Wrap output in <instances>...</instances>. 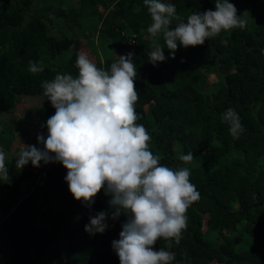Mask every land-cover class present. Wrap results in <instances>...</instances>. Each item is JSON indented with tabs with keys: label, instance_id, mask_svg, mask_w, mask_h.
Returning a JSON list of instances; mask_svg holds the SVG:
<instances>
[{
	"label": "trees",
	"instance_id": "trees-1",
	"mask_svg": "<svg viewBox=\"0 0 264 264\" xmlns=\"http://www.w3.org/2000/svg\"><path fill=\"white\" fill-rule=\"evenodd\" d=\"M166 2L184 22L192 13L215 10L214 0ZM229 2L247 18L243 30L221 32L196 47L178 43L175 58L169 57L161 36L158 43L165 47L166 59L153 66L147 32L151 17L143 0H74L67 6L62 0H0V113L13 111L22 96L41 95L42 82L57 74L78 75V45L63 31L50 34L54 21L77 29L78 20L93 18L99 23L97 38L107 40L117 56L134 53L135 107L138 123L152 137L151 151L164 166L189 168L200 193L187 211L179 243L161 239L153 246L173 253L172 264H264V0ZM116 59L95 64L107 70ZM29 61L41 63L44 71L30 73ZM229 108L245 129L236 139L221 120ZM54 113L49 101L35 111L45 138L46 121ZM12 138L7 128L0 129L9 175L8 182L0 181V264H120L112 241L119 239L127 216L111 218V197L101 190L90 207L74 200L65 181L67 170L58 162L26 184L36 167L31 162L16 167L20 151L8 154ZM189 152L195 159L185 164L179 156ZM102 211L108 214L107 227L90 235L85 225ZM39 214L58 231L44 233V243L63 234L64 255L53 246L45 248L36 225Z\"/></svg>",
	"mask_w": 264,
	"mask_h": 264
},
{
	"label": "clouds",
	"instance_id": "clouds-1",
	"mask_svg": "<svg viewBox=\"0 0 264 264\" xmlns=\"http://www.w3.org/2000/svg\"><path fill=\"white\" fill-rule=\"evenodd\" d=\"M143 3L151 17L147 32L152 38L149 63L153 66L166 59L165 47L158 43L161 36L169 57L175 58L178 43L183 48L200 46L221 32L243 30L248 23L229 0H214V11L192 13L186 22L166 0ZM174 20L178 23L170 29ZM133 55L129 52L116 56L105 70L81 52L75 62L77 76L57 74L43 81L44 95L55 113L46 121L47 137L37 135V143L43 148L23 144L16 167L22 169L29 162L33 167H39L41 162L60 163L67 170L65 181L73 199L89 207L104 190L111 197V218L127 216L119 239L112 241L120 264H172L173 253L154 250L153 246L161 239L179 243L187 228V211L199 201L200 193L190 181L189 168L174 170L164 166L161 157L151 151L152 137L138 123L141 117L135 107L139 91ZM28 71L35 75L44 67L29 61ZM221 120L229 126L234 139L245 131L234 109H227ZM179 159L190 164L195 157L189 152ZM6 160L0 148V181L8 182ZM107 215L102 211L89 217L84 230L90 235L103 233Z\"/></svg>",
	"mask_w": 264,
	"mask_h": 264
},
{
	"label": "rangeland",
	"instance_id": "rangeland-1",
	"mask_svg": "<svg viewBox=\"0 0 264 264\" xmlns=\"http://www.w3.org/2000/svg\"><path fill=\"white\" fill-rule=\"evenodd\" d=\"M62 3L67 6L69 3L73 4L74 0H62ZM77 29L75 27L68 28L65 27L59 20L54 21V24L49 28L50 34H59L60 31H63L66 36L72 37L73 40L76 42L78 47L76 48V53L79 55L81 52L85 53L87 51V55L89 59H91L94 63L96 60L102 61L106 57L107 58H114L117 56L116 51L110 46L109 42L107 40L100 41L97 38V32L96 29L99 25L93 18H87V19H80L77 22ZM67 28V29H66ZM73 29H75L73 31ZM85 48L87 50H85ZM67 58V57H65ZM49 101L45 95L44 92L39 96H22L17 101L15 107L13 108V111L6 112V113H0V129L9 130L11 134L14 136H18L20 134L21 138H17V142H20L23 145H30L33 144V138L29 137L31 141L27 139V129L31 131L32 135H35V131H38V125H37V117L35 114L36 109L42 105L43 102ZM24 122L27 124V127L25 126ZM43 134V133H40ZM8 136V134H7ZM35 140H37L35 138ZM3 143L7 145V138L3 140ZM23 145V146H24ZM1 148V147H0ZM14 150V147H11L9 149V152L11 153ZM6 152V151H5ZM41 162L39 167H36L35 175L32 180H28L26 184L32 185L34 180L37 178V175L42 172V167L45 168L48 164H43ZM108 198V197H107ZM36 225L41 229L43 232V235L41 237L43 244L46 246H53L55 247L60 255L65 254V242L63 238V234L59 235L58 237H53V240L49 241L47 243L45 242V234H58V231L52 230V225L49 222L43 221L42 217H40V214L36 218ZM47 240V239H46ZM1 253V251H0Z\"/></svg>",
	"mask_w": 264,
	"mask_h": 264
},
{
	"label": "crops",
	"instance_id": "crops-1",
	"mask_svg": "<svg viewBox=\"0 0 264 264\" xmlns=\"http://www.w3.org/2000/svg\"><path fill=\"white\" fill-rule=\"evenodd\" d=\"M46 102V101H45ZM44 103V102H43ZM24 124H25V126L27 127V124L24 122ZM37 125H38V122H37ZM35 133H37L36 134V136L35 135H32L31 134V131L30 130H28L27 129V134H26V136H27V139L29 140V141H31L30 139H29V137H32L34 140H33V142L32 143H37V140H35V138H37V135L38 134H40L41 132L38 130V131H35ZM43 135V134H42ZM17 138H21V136H20V134L17 136H14L13 135V138H12V140L10 141L11 143H10V147H9V149L11 148V147H14V150L10 153L9 151H8V154H14V153H17V152H19L24 146L21 144V140H20V142H17ZM30 146V145H29ZM44 164V163H43ZM42 164V165H43ZM50 164V163H49ZM49 164L45 167V168H48V166H49ZM46 165V164H45ZM45 168H43L42 167V170H44Z\"/></svg>",
	"mask_w": 264,
	"mask_h": 264
}]
</instances>
